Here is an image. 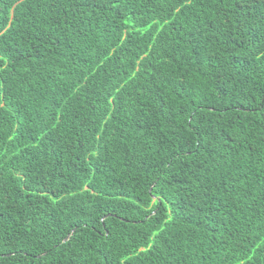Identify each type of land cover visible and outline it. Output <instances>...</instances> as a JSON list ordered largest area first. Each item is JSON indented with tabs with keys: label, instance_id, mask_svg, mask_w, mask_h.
I'll return each mask as SVG.
<instances>
[{
	"label": "trees",
	"instance_id": "1",
	"mask_svg": "<svg viewBox=\"0 0 264 264\" xmlns=\"http://www.w3.org/2000/svg\"><path fill=\"white\" fill-rule=\"evenodd\" d=\"M0 264H264V0H0Z\"/></svg>",
	"mask_w": 264,
	"mask_h": 264
}]
</instances>
